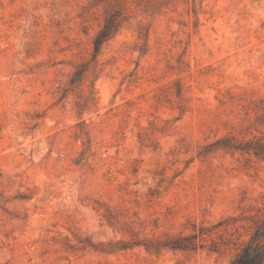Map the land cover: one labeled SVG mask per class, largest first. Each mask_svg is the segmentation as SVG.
Returning <instances> with one entry per match:
<instances>
[{"label": "rangeland", "instance_id": "1", "mask_svg": "<svg viewBox=\"0 0 264 264\" xmlns=\"http://www.w3.org/2000/svg\"><path fill=\"white\" fill-rule=\"evenodd\" d=\"M259 99L264 0H0V264H230L264 215V162L198 151ZM193 233L194 252L142 243Z\"/></svg>", "mask_w": 264, "mask_h": 264}, {"label": "trees", "instance_id": "2", "mask_svg": "<svg viewBox=\"0 0 264 264\" xmlns=\"http://www.w3.org/2000/svg\"><path fill=\"white\" fill-rule=\"evenodd\" d=\"M92 2H104L106 0H91ZM116 1V0H114ZM110 6V5H109ZM106 8L103 16V23L99 30L92 38L90 59L74 67V71L69 79V87L75 88L79 86L83 79L87 76L90 69H94L98 63V57L105 44L112 40L122 29L125 19V11L127 10L126 4L111 6ZM142 33L139 32V38ZM148 33L144 34V38ZM143 35V34H142ZM94 71V70H93ZM67 94L64 90L60 95L58 101H62ZM177 96H181V91L176 92ZM97 104L96 92L94 86L91 87L87 102L85 105H80L82 110L86 105ZM244 120L240 125L237 132H228L223 136L215 139L214 141L202 146L198 151V157H205L210 154L224 155H240L247 156V159H256L264 162V101L262 99L252 100L246 107L243 108ZM141 142L144 141L142 135H139ZM90 142L86 140L84 145ZM82 152L84 154L86 150ZM246 159V160H247ZM108 219V214L103 215ZM220 224H217L219 226ZM254 231L250 238L241 243L240 249L235 258L230 264H264V215L258 217L254 221ZM217 226H213L215 229ZM202 234H189V235H165L163 240H145L143 245L148 252L159 253L164 249L180 250L187 252L197 251L202 247L204 237ZM138 241H132L131 246H138L142 244ZM211 251L218 252L219 248L215 246L214 240L210 242Z\"/></svg>", "mask_w": 264, "mask_h": 264}]
</instances>
